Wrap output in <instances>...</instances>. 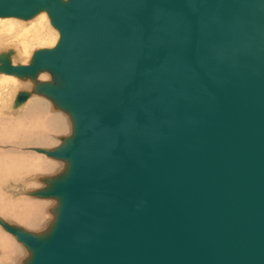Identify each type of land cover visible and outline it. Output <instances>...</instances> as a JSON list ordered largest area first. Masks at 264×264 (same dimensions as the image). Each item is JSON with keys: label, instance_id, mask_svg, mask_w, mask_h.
Instances as JSON below:
<instances>
[{"label": "water", "instance_id": "obj_1", "mask_svg": "<svg viewBox=\"0 0 264 264\" xmlns=\"http://www.w3.org/2000/svg\"><path fill=\"white\" fill-rule=\"evenodd\" d=\"M43 12L56 45L0 56L72 124L23 264H264V0H0Z\"/></svg>", "mask_w": 264, "mask_h": 264}, {"label": "bare ground", "instance_id": "obj_2", "mask_svg": "<svg viewBox=\"0 0 264 264\" xmlns=\"http://www.w3.org/2000/svg\"><path fill=\"white\" fill-rule=\"evenodd\" d=\"M0 19H15L18 24L23 25L22 28L14 25H0V56L1 53L7 54L11 51V55L13 54L15 56L11 58V62L14 66L21 65L19 62L22 61L30 63L34 54L33 46L52 45V47H54L59 39V32L52 28L53 25L45 12L40 13L30 20L2 17H0ZM25 31L28 32L25 39H18L20 34ZM47 74L48 73H42L39 75L38 81H49V79H47L49 75ZM0 77V109L7 111L10 110L13 113V106L17 108L23 105L17 110V112H14V115L21 114V117L15 121L14 119H9L0 115V145L8 146V144H11L17 146V148L30 146V148H38L35 149L37 153L53 158L49 156L47 152L55 150L52 149V147L55 144L56 138H58L57 136H64V134L66 135L69 133L71 127L69 126L70 124L68 125V119L70 120V118H67V115L65 113L63 114L61 111L57 112L46 109L39 99L32 100L35 98L34 95L36 94L33 91V81L27 80L26 82L28 84L23 85L20 83V78L16 76L0 73ZM9 87L10 89H14L15 93H12L13 95L9 94L8 98L5 99V89H8ZM29 87L31 88V91H26L30 93L29 98L24 103L16 106V100L21 93V91L16 93L17 90L23 88L29 89ZM33 154L38 157H34ZM42 157L43 156H39L32 151L27 153L7 149L0 150V214L2 215L3 213L4 219L8 222L7 224L0 220V225L3 227V229L0 227V229H2L0 230V264H23L27 259L25 258L26 256L24 255L23 247L26 250L27 248L21 241H19L17 235L5 225L21 229L25 228V231L32 233H36L37 231L42 232V230L44 231L48 227L49 213H52V210H49L51 208V203L48 202L49 199L39 198L32 195V193L38 191V189H31L40 186L32 179H34L33 177L35 176H39L41 177V183L43 184L44 178H49L53 174V176H55L56 173L59 172L56 171V167H61L63 169L65 165L63 162L55 158H53L55 159L53 161ZM44 163L49 164V167H51L49 171H51V173H46L43 170L42 165ZM3 167L6 173L13 172L16 174L12 177L17 181L24 183L27 180L29 181L28 184L25 183L26 189L21 191V193L20 191H11L13 194L26 193L22 195L26 198L11 202L7 199L6 194L3 195L2 189L4 190L6 187V182L3 181L5 179V173H1ZM28 192H31V194ZM5 199L6 201L2 202ZM1 204H5V208L1 207Z\"/></svg>", "mask_w": 264, "mask_h": 264}, {"label": "rangeland", "instance_id": "obj_3", "mask_svg": "<svg viewBox=\"0 0 264 264\" xmlns=\"http://www.w3.org/2000/svg\"><path fill=\"white\" fill-rule=\"evenodd\" d=\"M52 26V25H51ZM53 29H55L54 27H52ZM56 31H57V29H55ZM44 48H52V45H46V46H33V51L35 52L36 50H39V49H44ZM9 49V48H8ZM3 53H1V55H2ZM13 57H15L13 54L11 55V58H13ZM19 64H21V65H26V64H29V63H27V61H22V62H19ZM47 75H49V74H47ZM50 76V75H49ZM49 76L47 77V79H49V81L51 80V77L49 78ZM0 79H1V77H0ZM23 81V82H22ZM27 80H23V79H20V83L21 84H23V85H27L28 83L26 82ZM29 81V80H28ZM44 81H48V80H43L42 82H44ZM25 83V84H24ZM24 89V90H23ZM23 89H19V90H17V92L16 93H19L20 91L21 92H23V91H31V88L29 87V89L28 88H23ZM28 89V90H27ZM5 91H6V95H5V99L6 98H8V95L10 94V95H13L12 93H15L14 92V89H10V87L7 89H5ZM38 94H35L34 95V97L35 98H33L32 100H34V99H39V100H41V102L43 103V106H45L46 107V109H48V110H51V111H57V112H60L61 110L60 109H57L55 106H54V104L49 100V99H47L46 97H44V96H42V95H38V96H41V97H44V98H41V97H38L37 96ZM30 104V103H29ZM28 104V105H29ZM28 105H26V106H28ZM23 106V105H22ZM22 106H20V107H22ZM20 107H15V106H13V108H14V111H13V113L9 110V111H7V110H1L0 109V115H2L3 117H7V118H9V119H14V121L16 120V119H18V118H20L21 117V114L20 115H14V112H17V110L20 108ZM16 110V111H15ZM5 112V113H4ZM10 112V113H9ZM63 114H64V112L63 111H61ZM3 113V114H2ZM12 113V114H11ZM22 113H23V111H22ZM66 114V113H65ZM67 115V114H66ZM67 118H69V116L67 115ZM68 121H69V123H68V125L71 127L70 129H69V133L71 134V132H72V124H71V121L68 119ZM64 134V136L63 135H61V136H57L58 138H56V140H55V144L53 145V147H52V149H56L57 147H59L60 145H61V143H62V138H64V137H67V136H69L70 134ZM62 137V138H61ZM61 138V139H60ZM9 141V140H8ZM2 142V141H1ZM1 144V143H0ZM3 144V143H2ZM2 145H0V150H14V151H21V152H27V153H29V152H34V153H36L37 155H39V156H43L42 158H45V159H47V160H55V159H53V158H49V157H47L46 155H42V154H39V153H37L36 151H35V149H38V148H30V146H25V147H22V148H17V146H14V145H11V144H8V146H2ZM6 148V149H5ZM40 149V148H39ZM41 150H43V149H41ZM47 151H50V150H47ZM31 155H32V153H31ZM34 155V154H33ZM34 157H38V156H36V155H34ZM62 162V161H61ZM65 165V164H64ZM42 168H43V170L46 172V173H51V171H49V169H51V167H49V164H47V163H44L43 165H42ZM64 169V168H63ZM61 167H56V171H59V172H57L56 173V175L57 174H59L62 170H63ZM1 173H5V179L3 180L4 182H6V187L4 188V190L2 189V193H3V195H5L6 194V197H7V199H9L11 202L12 201H17V200H19V199H22V198H26L25 196H22L23 194H26V193H22V194H20L21 193V191H23V190H25L26 188H25V183H29V181L27 180V181H25V183L24 182H20V181H17L16 179H14L12 176H14V175H16V174H14L13 172L11 173H6V171H5V169H4V167H3V169H2V171H1ZM54 175V174H53ZM52 175V176H53ZM51 176V177H52ZM34 179H32V180H34L38 185H40V186H38V187H36V188H33V189H31V190H36V189H38V190H40V189H43L44 187H45V183L43 182V184L41 183V177H39V176H35V177H33ZM40 181V182H39ZM12 184H14V185H12ZM42 185H44V186H42ZM40 187H43V188H40ZM40 188V189H39ZM12 190H15V191H20V193L19 194H13L12 192ZM31 190H29V191H31ZM12 191V192H11ZM27 191V190H26ZM29 194H31V192H28ZM34 193V192H33ZM6 201V199L5 200H3L2 202H5ZM46 202V201H45ZM48 202H50L51 203V208L49 209V210H52V208L56 205V202L54 201V200H52V199H49V201ZM1 207H3V208H5V204H1ZM49 212V211H48ZM53 218H54V215H53V213H49V217H48V225H49V223L53 220ZM0 220L1 221H3V222H5V223H7L8 224V222L4 219V217H3V213H2V215L0 214ZM0 227L3 229V227L0 225ZM24 228V227H23ZM25 229V228H24ZM45 231V230H44ZM33 232H36V231H33ZM38 232L39 231H37L36 232V234H38ZM42 232H43V230H42ZM41 231L39 232V233H42ZM4 234H6V233H4ZM7 235V234H6ZM18 244V243H17ZM20 245V244H19ZM23 247V246H22ZM23 252H24V255L26 256L25 258H27L29 255V252H28V250H26L24 247H23ZM24 258V257H23Z\"/></svg>", "mask_w": 264, "mask_h": 264}, {"label": "clouds", "instance_id": "obj_4", "mask_svg": "<svg viewBox=\"0 0 264 264\" xmlns=\"http://www.w3.org/2000/svg\"><path fill=\"white\" fill-rule=\"evenodd\" d=\"M0 25H14V26H19V27H23L22 24H18V22L15 19H8V20H2L0 19ZM28 35V32H22L20 34V36L18 37V39L23 40L25 39V37Z\"/></svg>", "mask_w": 264, "mask_h": 264}, {"label": "snow or ice", "instance_id": "obj_5", "mask_svg": "<svg viewBox=\"0 0 264 264\" xmlns=\"http://www.w3.org/2000/svg\"><path fill=\"white\" fill-rule=\"evenodd\" d=\"M0 230H2V229H0Z\"/></svg>", "mask_w": 264, "mask_h": 264}]
</instances>
